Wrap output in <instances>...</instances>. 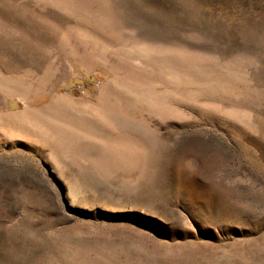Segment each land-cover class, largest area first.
Listing matches in <instances>:
<instances>
[{
	"label": "rangeland",
	"instance_id": "obj_1",
	"mask_svg": "<svg viewBox=\"0 0 264 264\" xmlns=\"http://www.w3.org/2000/svg\"><path fill=\"white\" fill-rule=\"evenodd\" d=\"M0 264H264V0H0Z\"/></svg>",
	"mask_w": 264,
	"mask_h": 264
}]
</instances>
